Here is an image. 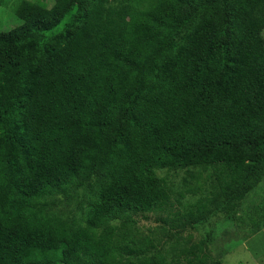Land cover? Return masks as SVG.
Returning a JSON list of instances; mask_svg holds the SVG:
<instances>
[{
	"label": "trees",
	"instance_id": "obj_1",
	"mask_svg": "<svg viewBox=\"0 0 264 264\" xmlns=\"http://www.w3.org/2000/svg\"><path fill=\"white\" fill-rule=\"evenodd\" d=\"M13 12L20 25L0 31V264H222L200 226L264 228V201L241 212L264 179V0Z\"/></svg>",
	"mask_w": 264,
	"mask_h": 264
},
{
	"label": "rangeland",
	"instance_id": "obj_2",
	"mask_svg": "<svg viewBox=\"0 0 264 264\" xmlns=\"http://www.w3.org/2000/svg\"><path fill=\"white\" fill-rule=\"evenodd\" d=\"M23 0H0V31H6L13 27L20 25V20L15 16L13 8L18 2ZM261 2L259 3V5ZM259 36L264 42V27L261 29ZM162 175L161 172L158 173ZM180 181V177L175 178V182ZM264 201V179L256 189L251 191L247 197L241 202L242 211L248 212L256 209L257 204ZM223 224L221 220L217 221L216 218L210 220L209 223L200 226L194 232V237L200 238L207 232H212L216 237L210 244L211 252L216 255L217 250L223 251L222 264H264V228L254 234L252 237L245 234H235L230 232L225 233V228L220 233H215V230H222ZM227 234V235H224ZM246 237V238H245Z\"/></svg>",
	"mask_w": 264,
	"mask_h": 264
}]
</instances>
